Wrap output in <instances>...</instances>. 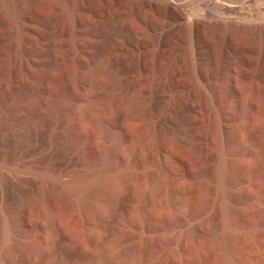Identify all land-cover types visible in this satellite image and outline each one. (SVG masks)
<instances>
[{"label":"rangeland","instance_id":"rangeland-1","mask_svg":"<svg viewBox=\"0 0 264 264\" xmlns=\"http://www.w3.org/2000/svg\"><path fill=\"white\" fill-rule=\"evenodd\" d=\"M134 1L0 0V264H264V0ZM108 63L129 76L136 117L123 100L98 105ZM182 116L206 139L205 175L173 144ZM153 119L187 174L164 158L136 168L154 180L114 177L112 197L93 190L98 175L76 179L83 158L133 166ZM67 131L77 155L63 152Z\"/></svg>","mask_w":264,"mask_h":264},{"label":"bare ground","instance_id":"bare-ground-1","mask_svg":"<svg viewBox=\"0 0 264 264\" xmlns=\"http://www.w3.org/2000/svg\"><path fill=\"white\" fill-rule=\"evenodd\" d=\"M114 1L124 7H128V5H133L135 3L134 0H114ZM133 7L135 8L134 5ZM80 8L82 9V7ZM86 8L87 6L85 7V9ZM18 17L22 21H26V22L28 21L31 23L35 21L36 19H38V18L35 19L32 15H27V11L19 13ZM193 27L194 26L192 25L188 29V32L190 34L193 33ZM242 27L243 28L241 30L242 31L241 33L246 35V37L247 36L252 37L254 35L261 34L262 28H263V26L260 24L245 25ZM113 64L114 63H110V64L108 63L105 67L104 74L101 75L103 80L105 81V84H108L111 90L108 94L104 95L103 97L101 95L100 101L97 100L99 103L98 105H102L108 101H116V100L122 101L123 100L124 102H127V106L128 108L132 110L133 114L134 112L136 114V110H133L134 109L133 102L129 103V101H131L130 94H131L132 86H133L130 83L129 76L124 74V67H122L123 65L120 66V64L119 65L116 64L117 66H115V64L114 65ZM126 70H128V68ZM227 88H228L227 91L230 92L229 94L233 96L235 93L232 92L231 90L232 87L227 86ZM107 91L109 90L107 89ZM85 92L87 93L84 95V100H85V103H87V106L89 104L91 105L95 101V97L99 99L97 97L99 95L94 93L92 90L88 89ZM234 96L236 97L237 95L235 94ZM143 97L144 96L142 95L141 98ZM144 99L145 98H143V100ZM146 99L145 101H143L144 109H146L144 110V112L151 113L155 109L154 108L156 106L155 101H151L148 99L146 100ZM233 101L234 102L232 104L235 103L233 105L234 113L238 114L240 110L239 99L235 98V100ZM95 104H97L96 101H95ZM68 116H69L68 113H62V112L60 113L58 112L57 115H55V117L57 118L59 122L65 121ZM52 117L54 116L44 115V116L37 118V121L46 123ZM151 128L153 132V137L149 141H143L141 143L139 147V151L137 150L138 155L136 157V160L133 166H128L123 169L117 168L111 165L98 166L97 164L98 161L95 162L93 160L83 158V159H80L75 164L76 165V168H75L76 169V179L80 180V179H84L91 175H98L97 180L92 184L93 190L97 192L98 194H106L108 197H112V194L115 192L114 190L116 189L115 187L116 184L113 182L114 177L120 176V177L127 179L128 181H135L138 184H142L147 179L154 180L156 178L155 173H154L155 171H149L146 174H140L136 170V168L143 167V166L156 167L160 163V161L163 160L164 158L169 159L170 163H173L174 165L175 164L177 165L178 163V166L181 168L178 170L177 172L178 174L180 175L185 174V173L187 174L188 171L186 169V166H188L189 163L186 160V158L180 153H177L174 151L170 152L169 151L170 149L167 146V144H165V142L159 137L160 136L159 135L160 121L158 119H155V120L153 119V121L151 122ZM176 131H177V136L180 138L181 142H177V140H173V144L175 145L176 148H178L177 146L179 144L181 145L183 144L182 152L191 159L192 163L194 162L196 165V170L194 172L193 171L188 172V174L205 175L208 169L209 162H210V155L208 152V146L206 143V139L200 132H197L194 130V121L188 116L180 117L177 123V126H176ZM63 139H64V148H63L64 154L73 156V155H77L80 153L77 149V146L75 145V138H74V134L72 133V131H67L64 134ZM56 184H57L58 191L64 196H67L74 192V190L66 182L62 180L57 179ZM40 201L41 200L39 198L38 202L35 203V207L37 208L39 207ZM23 204L25 206L27 204V201L26 200L23 201ZM58 211H62V209L59 208ZM209 221H213V218H209ZM223 224H224L223 230L225 233V235L223 236V239H224L223 243H225L226 246L228 247V244H229L228 242H230L228 231L232 227V224L227 216L225 217ZM18 249L22 250V247H18Z\"/></svg>","mask_w":264,"mask_h":264}]
</instances>
